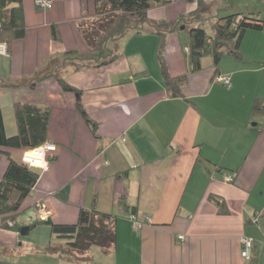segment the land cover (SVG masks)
Segmentation results:
<instances>
[{
  "label": "crops",
  "instance_id": "0c3cea01",
  "mask_svg": "<svg viewBox=\"0 0 264 264\" xmlns=\"http://www.w3.org/2000/svg\"><path fill=\"white\" fill-rule=\"evenodd\" d=\"M105 1L54 0L43 9L22 0L25 36L11 43L9 56L0 55V76L21 83L51 71L80 93L64 90L55 75L35 87L0 86V111L10 137L18 133L16 103L50 107L48 141L58 147L49 168L38 169L17 221L50 219L35 207L44 199L56 223H76L81 208L95 205L117 217V245L107 254L95 249L90 262L45 259L37 251L59 241L49 224L23 236L3 228L0 216V264H264V28L245 34L239 55L224 54L217 66L206 58L195 72L186 29L165 33L170 74L188 75L181 97L169 94L157 58L161 37L152 31L110 40L107 48L119 57L108 65L76 69L82 65L76 62L57 73L52 60L89 53L80 24L96 19L97 2ZM203 1L207 13L193 24L211 26L235 13L264 18V0ZM196 9L197 0H174L148 16L170 21ZM220 75L230 77L231 87ZM22 153L0 145V182L9 155L19 160ZM243 237L255 241L250 259L242 255Z\"/></svg>",
  "mask_w": 264,
  "mask_h": 264
},
{
  "label": "trees",
  "instance_id": "16d2710c",
  "mask_svg": "<svg viewBox=\"0 0 264 264\" xmlns=\"http://www.w3.org/2000/svg\"><path fill=\"white\" fill-rule=\"evenodd\" d=\"M174 0H107L97 2L96 19L85 26L80 24L81 33L87 41L90 51L80 54L78 51H70L64 54L62 61L52 60L50 66H66L64 63L68 58H73L82 65H76V69L85 67L83 63L104 66L114 62L119 54L110 51L107 44L110 40H117L130 30L136 33L144 32L145 25L152 26V32L161 37L158 48V63L172 97L182 96V87L188 81V75L172 76L164 57V34L179 32L181 28L187 31L189 38V49L187 61L190 72L203 68L206 58L213 60L217 66L224 54L239 55L240 46L248 31H262L264 18L255 17L246 13H235L219 17L210 26V32L200 23L190 26L201 12L208 9L203 0H197V9L187 15L170 21H152L148 12L156 5H165ZM92 25V26H91ZM189 25V26H188ZM26 22L22 0H0V43L7 42L9 47L16 39L25 36ZM53 38L59 39L56 26L52 29ZM63 62V63H62ZM62 63V64H60ZM62 66V67H63ZM59 80L66 91L80 93L78 89L71 86L65 79L47 71L42 76L34 78L30 82H11L0 76V86L19 87L29 85L35 87L36 83L45 76H52ZM79 109H84L78 104ZM254 109H259L255 105ZM15 115L18 125V133L14 136H6L5 128L0 111V145L25 151L43 145L48 141L51 108L42 107L29 102H18L15 104ZM90 121V120H89ZM95 125V123L93 124ZM40 172L37 168L30 167L9 155L8 168L0 182V216L3 219L2 227L21 231L24 227L17 219L25 211H21L23 201L32 193ZM216 199V198H215ZM219 205L220 199H216ZM37 207V205L35 206ZM138 217L137 214H133ZM131 215V216H133ZM12 222V225H10ZM40 223H47L39 219L29 226V231ZM51 226L53 235L59 240L52 242L45 250H38L37 255L42 258H53V256L67 255L77 262H90L95 259L93 252L100 249L107 254L117 245V217L104 213L95 205L91 208H81L76 223H47ZM28 231V232H29ZM56 241V240H55ZM36 256V255H35Z\"/></svg>",
  "mask_w": 264,
  "mask_h": 264
},
{
  "label": "built area",
  "instance_id": "2783aa9c",
  "mask_svg": "<svg viewBox=\"0 0 264 264\" xmlns=\"http://www.w3.org/2000/svg\"><path fill=\"white\" fill-rule=\"evenodd\" d=\"M54 0H35L38 7L46 9L52 6ZM7 42L0 43V55L9 56V47ZM218 80L222 82L227 87H231V81L230 77L220 75L218 77ZM57 145L51 142H46L43 145L33 148V149H27L25 150L21 155V161L30 167L47 170L49 168V161L50 158H52L55 155V152L57 151ZM237 172H233L230 175L226 176V179L230 182H233L235 178L237 177ZM37 208L41 212L47 211V205L46 200H41L37 202ZM131 219L134 222V225L136 228L142 226V222L138 219L136 216H131ZM10 225H12V222H10ZM179 239L184 240L185 235L181 234L178 236ZM242 242V255L246 259H250L252 255V249L254 246V239L249 237H243L241 239Z\"/></svg>",
  "mask_w": 264,
  "mask_h": 264
},
{
  "label": "rangeland",
  "instance_id": "374dc122",
  "mask_svg": "<svg viewBox=\"0 0 264 264\" xmlns=\"http://www.w3.org/2000/svg\"><path fill=\"white\" fill-rule=\"evenodd\" d=\"M194 1V0H193ZM238 1H243V3H244V1H247V0H238ZM36 3V2H35ZM37 5V4H36ZM204 13H207V11L206 12H204ZM95 20V19H94ZM94 20H88L87 22V24L85 23V26L86 27H88V24H90L91 22H93ZM191 24H193V23H191ZM198 24H200V23H194L193 25L194 26H196V25H198ZM92 26V25H91ZM206 29L210 32V26H206ZM143 30H144V32H147V31H152V26H150V25H145L144 26V28H143ZM128 32H135V31H133V30H130V31H128ZM127 32V33H128ZM250 32H252V31H249V33ZM187 33V32H186ZM133 35H135V34H133ZM186 35H188V34H186ZM9 47V46H8ZM9 55H10V51H9ZM2 56V55H1ZM4 56V55H3ZM76 62H78V61H76L75 59H73V58H68V60H66V62H64V63H66V64H71L72 63V65H73V63H76ZM63 63V62H62ZM61 63V64H62ZM76 65H79V64H76ZM63 65H61V66H59V67H56L55 69H56V71H57V73H60L61 71H62V67ZM24 152V151H23ZM21 159V158H20ZM51 210H52V207H49L48 209H47V211H46V213H47V217H49L50 219H51V216H53V215H51L52 213H51ZM20 216H22V215H20ZM19 218V217H18ZM20 221H21V224L22 225H24V226H27L26 224H25V222L22 220V219H19Z\"/></svg>",
  "mask_w": 264,
  "mask_h": 264
},
{
  "label": "water",
  "instance_id": "95a60500",
  "mask_svg": "<svg viewBox=\"0 0 264 264\" xmlns=\"http://www.w3.org/2000/svg\"><path fill=\"white\" fill-rule=\"evenodd\" d=\"M182 28H184V27H182ZM46 221H47V223L52 222L51 219H47ZM28 230H29V226H24L20 231L21 235L25 236L27 234Z\"/></svg>",
  "mask_w": 264,
  "mask_h": 264
},
{
  "label": "bare ground",
  "instance_id": "6f19581e",
  "mask_svg": "<svg viewBox=\"0 0 264 264\" xmlns=\"http://www.w3.org/2000/svg\"><path fill=\"white\" fill-rule=\"evenodd\" d=\"M51 213H52V211H51ZM46 214H47V213H46ZM46 214H45V215H46ZM51 215H53V214H51Z\"/></svg>",
  "mask_w": 264,
  "mask_h": 264
}]
</instances>
